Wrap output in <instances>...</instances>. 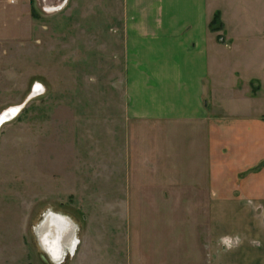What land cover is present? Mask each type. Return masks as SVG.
Instances as JSON below:
<instances>
[{
  "label": "rangeland",
  "instance_id": "1",
  "mask_svg": "<svg viewBox=\"0 0 264 264\" xmlns=\"http://www.w3.org/2000/svg\"><path fill=\"white\" fill-rule=\"evenodd\" d=\"M123 16L124 0H0V112L21 106L0 128V264L221 256L190 124L163 126L161 161L125 120ZM48 210L76 225L62 263L34 230Z\"/></svg>",
  "mask_w": 264,
  "mask_h": 264
},
{
  "label": "crops",
  "instance_id": "2",
  "mask_svg": "<svg viewBox=\"0 0 264 264\" xmlns=\"http://www.w3.org/2000/svg\"><path fill=\"white\" fill-rule=\"evenodd\" d=\"M122 26L125 120L160 160L163 126L190 124L215 264H264V0H124Z\"/></svg>",
  "mask_w": 264,
  "mask_h": 264
},
{
  "label": "bare ground",
  "instance_id": "3",
  "mask_svg": "<svg viewBox=\"0 0 264 264\" xmlns=\"http://www.w3.org/2000/svg\"><path fill=\"white\" fill-rule=\"evenodd\" d=\"M40 86L36 84L35 91H40ZM20 109L19 105H11L3 109L0 112V128L5 122L13 119ZM34 230L42 248L56 263H60L66 255L73 254L77 248L76 225L66 215L52 210L45 211L40 221L34 225Z\"/></svg>",
  "mask_w": 264,
  "mask_h": 264
},
{
  "label": "trees",
  "instance_id": "4",
  "mask_svg": "<svg viewBox=\"0 0 264 264\" xmlns=\"http://www.w3.org/2000/svg\"><path fill=\"white\" fill-rule=\"evenodd\" d=\"M215 23H218V24H219L216 28L220 27L219 13H218V12H216V13L214 14L212 20L210 21V25H213V24H215Z\"/></svg>",
  "mask_w": 264,
  "mask_h": 264
},
{
  "label": "water",
  "instance_id": "5",
  "mask_svg": "<svg viewBox=\"0 0 264 264\" xmlns=\"http://www.w3.org/2000/svg\"><path fill=\"white\" fill-rule=\"evenodd\" d=\"M39 244H40V242H39ZM40 246H41V244H40ZM41 248H42V246H41ZM46 253H47V255H48V257L50 258V255L48 254V252L44 249V248H42ZM51 259V258H50ZM52 260V259H51ZM52 261H54V260H52Z\"/></svg>",
  "mask_w": 264,
  "mask_h": 264
}]
</instances>
